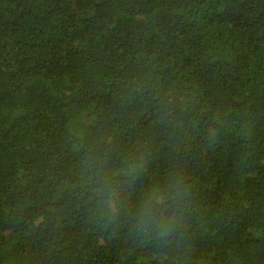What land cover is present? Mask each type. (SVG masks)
I'll return each instance as SVG.
<instances>
[{
	"label": "trees",
	"instance_id": "trees-1",
	"mask_svg": "<svg viewBox=\"0 0 264 264\" xmlns=\"http://www.w3.org/2000/svg\"><path fill=\"white\" fill-rule=\"evenodd\" d=\"M0 264H264V0H0Z\"/></svg>",
	"mask_w": 264,
	"mask_h": 264
},
{
	"label": "clouds",
	"instance_id": "clouds-1",
	"mask_svg": "<svg viewBox=\"0 0 264 264\" xmlns=\"http://www.w3.org/2000/svg\"><path fill=\"white\" fill-rule=\"evenodd\" d=\"M137 165H130L125 171L126 177L135 175ZM120 186L116 185L110 179L109 186L101 190V199L107 203L109 210L114 214L121 210ZM171 197L167 193H161L159 190L151 192L147 195L140 211L141 218L136 222L145 227H159L164 228L172 224L175 217L171 213Z\"/></svg>",
	"mask_w": 264,
	"mask_h": 264
}]
</instances>
